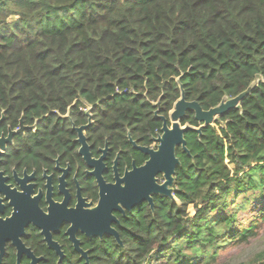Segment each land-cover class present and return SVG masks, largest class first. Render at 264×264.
<instances>
[{
	"label": "trees",
	"instance_id": "16d2710c",
	"mask_svg": "<svg viewBox=\"0 0 264 264\" xmlns=\"http://www.w3.org/2000/svg\"><path fill=\"white\" fill-rule=\"evenodd\" d=\"M179 87L204 110L253 90L239 110L190 139L195 163L182 158L177 176L181 212L161 201L162 225L151 227L150 242L118 248L112 257L124 258L97 264L147 263L169 239L216 252L222 237L253 236L254 226L239 233L222 210L202 221L248 188L261 195L247 201L264 199V0H0V118L12 125L22 117L53 122L74 102L101 101L108 116H120L124 105L130 118L154 126L155 104L171 110ZM221 220L230 226L220 236Z\"/></svg>",
	"mask_w": 264,
	"mask_h": 264
},
{
	"label": "flooded vegetation",
	"instance_id": "af4514ba",
	"mask_svg": "<svg viewBox=\"0 0 264 264\" xmlns=\"http://www.w3.org/2000/svg\"><path fill=\"white\" fill-rule=\"evenodd\" d=\"M176 102L168 112L155 104L149 119L154 126L130 118L124 105L120 116H108L101 101L85 108L74 102L53 122L29 123L22 117L12 125L0 118V264L105 263L118 248L150 242L151 227L162 225L159 205L172 198L162 192L127 195L147 180L141 169L158 151L164 121L172 129ZM217 122L203 126L191 110L178 119L181 129L200 132H184L185 149L175 146L179 165L172 186L166 185L173 200L181 159L195 163L190 139L199 140L203 129ZM165 173L154 176L158 186Z\"/></svg>",
	"mask_w": 264,
	"mask_h": 264
},
{
	"label": "rangeland",
	"instance_id": "374dc122",
	"mask_svg": "<svg viewBox=\"0 0 264 264\" xmlns=\"http://www.w3.org/2000/svg\"><path fill=\"white\" fill-rule=\"evenodd\" d=\"M16 19V17L11 18V20ZM224 161L230 171V177H233L234 165L226 159H224ZM255 165L256 163H253L251 167ZM248 170L239 173L238 176H242V174ZM233 185L234 183L232 186ZM258 194H260V190L252 191V188H248L246 192H241L233 203H230L229 200H227L230 198H224L220 203H217L213 212L209 215L207 214L202 221V225L205 226L209 221L210 216H217L219 214L218 211L222 210L224 215L232 217L235 220L237 232L240 233L247 230L249 227L254 226V229L252 230L253 236L250 237L251 239H249L248 242L238 243L230 238L222 237L220 248L214 252L211 247L206 251L202 249L200 250L199 241L188 248L186 243H182L185 240L184 237V240L179 241H176V239H174V241L169 239L168 243L161 248L162 250L154 251L149 258V261L144 264H260L264 262V222L262 221V217H264V199L258 198L257 200L250 202L246 199L251 195L257 196ZM218 200L221 199L218 198ZM171 201L168 202L174 204L175 207H178V211L175 210L176 212L174 213L181 212L183 202L179 201L176 196L175 200H173L172 197ZM185 214L188 217H193L195 215V209L192 205L186 207ZM229 226L230 224L228 225L224 220H221L220 224L215 226L214 230L221 236ZM195 233L197 234V231ZM207 234L208 233H205L204 237L208 236ZM180 254L184 255L185 259H182V261H176L173 259V257L178 258V255Z\"/></svg>",
	"mask_w": 264,
	"mask_h": 264
},
{
	"label": "water",
	"instance_id": "95a60500",
	"mask_svg": "<svg viewBox=\"0 0 264 264\" xmlns=\"http://www.w3.org/2000/svg\"><path fill=\"white\" fill-rule=\"evenodd\" d=\"M252 90L253 87L249 88L247 91L239 94L233 99L222 100L220 104L217 105V107L211 108L207 111L203 110L199 103L186 102L184 91L182 90L181 97L175 103L174 111L170 114L172 129H168L167 124H165L164 121V133L159 139L160 146L158 151L151 154V158L147 162V166L141 169L146 172L148 178L147 180L145 179L138 183L135 182V186L130 190L129 195H127L128 198H130V195H135L136 192L142 193V191H144V197H146L148 194L162 192L163 194L172 198L171 191L166 189V185L172 186V175H174L175 169L179 165L178 160L174 156L175 146L182 144L185 149L186 143L182 138V134L184 132L189 130L200 132V128L198 130L190 127L181 129L177 123L178 119L182 118L187 110H191L194 112V119L197 123H203V126L213 125L215 122H217L219 117H222L233 110H239L241 108V101L247 97ZM1 120L2 119H0V121ZM164 171H166L165 183L161 186H158L154 176ZM149 202L151 203V208L153 209V202L151 201V198H149ZM85 256L86 254L84 253V257Z\"/></svg>",
	"mask_w": 264,
	"mask_h": 264
}]
</instances>
